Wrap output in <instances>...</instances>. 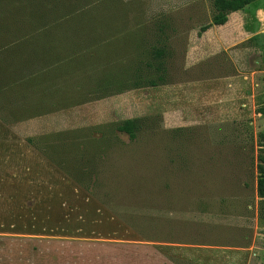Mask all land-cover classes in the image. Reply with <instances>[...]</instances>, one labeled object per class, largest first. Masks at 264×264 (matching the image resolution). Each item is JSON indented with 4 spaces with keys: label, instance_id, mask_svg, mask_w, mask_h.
<instances>
[{
    "label": "rangeland",
    "instance_id": "obj_1",
    "mask_svg": "<svg viewBox=\"0 0 264 264\" xmlns=\"http://www.w3.org/2000/svg\"><path fill=\"white\" fill-rule=\"evenodd\" d=\"M259 6L264 0L200 35L212 21L214 0H0L1 11L51 13L27 18L24 26L34 25L12 30L11 38L3 32L0 43L52 29L47 45L53 54L62 49L55 64H87L74 74L78 90L87 91L92 78L126 76L124 68L146 60L161 21L171 38L174 78L79 102L83 93L57 70L62 81L48 87L42 112L14 123L0 118V175L8 176L0 179V264H257L260 255L249 254L253 243L264 248L257 188L264 43L251 45L249 37ZM42 43H11L14 59L27 56L18 59L23 72L54 62L33 57ZM10 48L2 59L12 61ZM89 52L94 57L84 59ZM135 117L152 118L136 140L111 136L107 125ZM50 134L61 135L50 155L108 157L100 182L76 171L79 183L28 142Z\"/></svg>",
    "mask_w": 264,
    "mask_h": 264
},
{
    "label": "trees",
    "instance_id": "obj_2",
    "mask_svg": "<svg viewBox=\"0 0 264 264\" xmlns=\"http://www.w3.org/2000/svg\"><path fill=\"white\" fill-rule=\"evenodd\" d=\"M254 0H214L215 13L210 23L204 24L201 26L199 34L202 35L203 32L208 30L213 25H224L229 19V15L233 12L240 11L244 9L247 5H249ZM51 13L47 11H39L33 10L31 13L23 14L20 11H1L0 10V34L4 32L5 37H10L12 34V30L20 32L27 23V18L32 17L33 21L38 19H48ZM66 18L70 15H64ZM42 19V20H43ZM26 21V23H24ZM34 25V22L28 23L27 26ZM47 25V24H46ZM24 26V27H27ZM13 27H17V29H13ZM155 30L152 34V40L147 43L146 52V60L138 59L133 66H129L124 68L128 70L126 76L116 75L114 77H106L104 76V80H101L99 77L92 78L89 83L90 86L87 91L78 90L79 86H76L78 78L74 76L76 71L84 69L87 64H81V61H71L68 64V67L64 68L63 65L55 64L59 59V55L61 54L62 49L56 54H53L51 51L53 49L52 46L47 45V41L51 39L50 34L53 32L52 29L46 27L43 28V31L37 34H21L20 37L9 41L7 44L0 43V118L6 123H14L20 120L27 119L29 117H33L35 114L42 112V106L39 105L43 100V97L50 96L48 92V87L51 88L58 81H62V77H58V72L63 73L64 81L66 83H70L72 85V89L76 94L83 93L84 99L79 102H87L90 100L101 99L103 97L122 93L132 89H143V88H155L162 85H167L173 82L174 78L171 73V62L170 58L172 56L171 51V38L167 33L168 26L166 22H155ZM27 40V41H26ZM34 40H38L39 42H45L44 44H40L41 49L35 50L33 57L42 59L46 61L50 57H52L51 63L42 64L40 67L34 68L31 72L25 73L27 68L25 67V62L22 67H20V60L26 61L27 56L22 53L19 55L17 59L12 57L13 49H16V46L21 47L20 45L33 42ZM138 42L139 40L136 39ZM264 43V33L256 34L249 39V43L251 45H260ZM16 43V46H12ZM8 45V46H7ZM11 45V46H10ZM11 47V48H10ZM9 49V55L12 61L8 60V58L2 59L1 51ZM28 55V52L26 53ZM93 52H89L83 54L84 59L89 60V57H94ZM29 56V55H28ZM118 57V56H117ZM36 59V60H39ZM107 59V58H106ZM59 61V60H58ZM8 62L9 66H6L4 63ZM55 64L53 68L47 69V64ZM122 63V62H120ZM14 64V65H13ZM77 64V66H76ZM6 68H5V67ZM11 66L13 70H11ZM74 70L66 71V69ZM29 68V66H28ZM21 69V70H20ZM8 74V75H7ZM120 77H124L123 79H119ZM103 84H101V82ZM79 83V81H78ZM90 93L94 94V97H88ZM31 102L37 103L33 108L30 106ZM40 101V102H39ZM73 101H77L74 99ZM71 102V101H70ZM75 102H73L74 105ZM41 108H40V107ZM34 109H38L35 111ZM258 111L264 115V105L259 107ZM152 120L151 117H135V118H127L120 122L107 125L109 129H111V136H117L121 134H127L131 140H136L139 134L147 128L146 124L148 121ZM94 132H98L97 128L93 129ZM102 130V129H99ZM102 132V131H101ZM70 133V132H69ZM108 133V132H107ZM107 133H101V135H105ZM56 136L55 138H53ZM59 135H45L41 137H29L28 142L35 147H37L41 152H43L48 158L56 161L57 166L63 169L71 178L77 180L79 183H83L84 179L81 176H78L76 171L82 172L79 175H88V178L93 179V183L100 182V173L104 161L109 159L108 157H95L91 158L89 156L82 155H50L48 153L49 149L52 147L55 149L57 146L52 145L54 140L58 138ZM264 138V134H261ZM105 137V136H104ZM76 144V142L72 143V145ZM76 168L73 172L71 169ZM257 188L258 195L262 198V217L264 218V144H262V150L258 154V162H257ZM4 177V180L8 179V176L0 175V179ZM6 178V179H5ZM89 190V189H88Z\"/></svg>",
    "mask_w": 264,
    "mask_h": 264
},
{
    "label": "crops",
    "instance_id": "obj_3",
    "mask_svg": "<svg viewBox=\"0 0 264 264\" xmlns=\"http://www.w3.org/2000/svg\"><path fill=\"white\" fill-rule=\"evenodd\" d=\"M255 16H256V19H257V26H256L255 31H250L251 36L249 38H251L252 36H254L256 34H262V33H264V30H263V26H264V8L262 6L257 7L256 12H255ZM261 200H262V198H261ZM173 243H176V241L170 242L169 244L172 245ZM184 243H185V245L189 244L188 242H184ZM200 246H204V245H200ZM206 246H212V245H206ZM228 247H230V248H226V249L234 250L233 252H235L236 250H238V249L241 248V247H233V246H228ZM258 248L256 246V243H253V245L251 247V250H250L251 253L249 254L250 257H251V260L253 259V257L256 258V257H258L260 255V260L258 259V261H256L257 264L262 263L263 258H264V254H262V252H261L262 250H264V248H261L260 247V250L257 251Z\"/></svg>",
    "mask_w": 264,
    "mask_h": 264
}]
</instances>
